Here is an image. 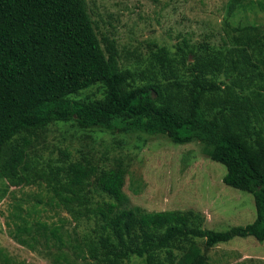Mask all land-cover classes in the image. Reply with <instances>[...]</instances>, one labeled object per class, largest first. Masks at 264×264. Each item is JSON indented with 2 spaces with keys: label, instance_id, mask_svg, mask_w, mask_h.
Returning a JSON list of instances; mask_svg holds the SVG:
<instances>
[{
  "label": "trees",
  "instance_id": "1",
  "mask_svg": "<svg viewBox=\"0 0 264 264\" xmlns=\"http://www.w3.org/2000/svg\"><path fill=\"white\" fill-rule=\"evenodd\" d=\"M246 7L228 2L224 45H153L145 67L129 68L115 39L98 38L85 0H0V178L45 191L13 206L10 237L53 264H210L220 243L264 242V28L233 21ZM93 87L99 96H81ZM50 126L198 143L225 167L226 186L253 197L255 219L217 232L190 209H120L126 169L61 148L43 158Z\"/></svg>",
  "mask_w": 264,
  "mask_h": 264
},
{
  "label": "rangeland",
  "instance_id": "2",
  "mask_svg": "<svg viewBox=\"0 0 264 264\" xmlns=\"http://www.w3.org/2000/svg\"><path fill=\"white\" fill-rule=\"evenodd\" d=\"M98 38L115 39L122 67L143 68L153 45L174 50L176 43L207 41L224 45L221 26L230 0H85ZM234 22L264 28V0H243ZM99 96L93 87L81 94ZM46 149L38 154L57 159L56 148L67 149L71 159H100L107 167L121 164L126 169L121 209L140 208L147 212L194 210L205 217V228L226 231L245 226L255 219L253 197L223 183L226 169L208 159L198 143L173 144L163 136L110 135L73 130L63 133L50 126L45 136ZM38 187H8L0 178V264L1 255L12 264H53L45 252L20 245L10 237L9 212L17 203L30 205L34 197H44ZM68 218L66 213H61ZM42 218L56 222L53 212ZM70 229L71 226H67ZM12 229V228H11ZM14 229V228H13ZM200 247L202 243L199 242ZM203 248V247H202ZM210 264H264V242L252 237L233 238L206 252ZM129 264H142L132 259Z\"/></svg>",
  "mask_w": 264,
  "mask_h": 264
}]
</instances>
